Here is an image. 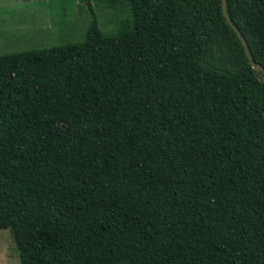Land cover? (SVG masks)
Segmentation results:
<instances>
[{
  "label": "trees",
  "instance_id": "16d2710c",
  "mask_svg": "<svg viewBox=\"0 0 264 264\" xmlns=\"http://www.w3.org/2000/svg\"><path fill=\"white\" fill-rule=\"evenodd\" d=\"M128 2L0 56V229L19 264H264V0H226L260 72L221 0Z\"/></svg>",
  "mask_w": 264,
  "mask_h": 264
},
{
  "label": "rangeland",
  "instance_id": "374dc122",
  "mask_svg": "<svg viewBox=\"0 0 264 264\" xmlns=\"http://www.w3.org/2000/svg\"><path fill=\"white\" fill-rule=\"evenodd\" d=\"M92 15L105 36L131 20L128 0H0V56L81 42ZM0 264H19L9 228L0 229Z\"/></svg>",
  "mask_w": 264,
  "mask_h": 264
},
{
  "label": "water",
  "instance_id": "95a60500",
  "mask_svg": "<svg viewBox=\"0 0 264 264\" xmlns=\"http://www.w3.org/2000/svg\"><path fill=\"white\" fill-rule=\"evenodd\" d=\"M221 10H222V14L227 22V24L231 27V29L236 33L239 41L241 42L243 49L245 51L246 57L248 59V61L250 62V64L252 65L253 69H255L257 72L261 71V67L257 64L254 63V61L252 60L251 57V53L249 51V48L247 46V43L245 41V39L243 38L242 34L239 32L238 28L233 24V22L230 20L227 10H226V0H221ZM261 82L264 84V74L261 78Z\"/></svg>",
  "mask_w": 264,
  "mask_h": 264
}]
</instances>
